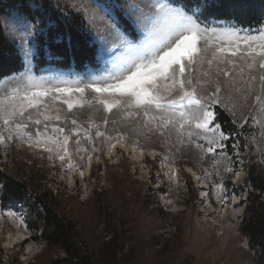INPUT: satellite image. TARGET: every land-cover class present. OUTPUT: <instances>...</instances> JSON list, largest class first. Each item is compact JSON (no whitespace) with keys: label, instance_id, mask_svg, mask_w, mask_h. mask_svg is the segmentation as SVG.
I'll list each match as a JSON object with an SVG mask.
<instances>
[{"label":"snow or ice","instance_id":"1","mask_svg":"<svg viewBox=\"0 0 264 264\" xmlns=\"http://www.w3.org/2000/svg\"><path fill=\"white\" fill-rule=\"evenodd\" d=\"M255 11L252 0H73L63 6L31 0L17 35L24 70L8 77L0 66V147L7 152L14 142L48 153L42 158L59 161L69 180L78 172L86 183L94 158L111 156L117 146L155 158L157 151L145 147L155 138L170 182L180 175L175 153L195 150L216 170L218 179L207 168L203 177L219 193L221 211L235 205L245 199L247 181L239 193L230 192L221 173L235 180L245 175V125L264 130V0L260 19L246 22ZM40 55L91 57L99 67L37 75L33 61ZM238 106L247 111L238 115ZM86 112L91 115L81 120ZM218 159L226 161L222 169ZM161 182L158 171L155 183ZM5 194L0 188V198ZM5 217L30 231L22 212H0Z\"/></svg>","mask_w":264,"mask_h":264},{"label":"rangeland","instance_id":"2","mask_svg":"<svg viewBox=\"0 0 264 264\" xmlns=\"http://www.w3.org/2000/svg\"><path fill=\"white\" fill-rule=\"evenodd\" d=\"M53 1L61 6L73 2ZM2 21L6 34L18 44L17 35L23 32L27 20L13 12L3 16ZM93 33L97 37V33ZM33 64L37 75L76 73L73 69L54 67L37 72L35 59ZM98 67L97 63L95 68L86 72ZM241 111L247 110L238 106L237 114ZM89 115L86 112L80 119L86 120ZM100 116V113L94 114L97 120ZM245 129L249 139L248 155L243 157L245 175L235 180L221 173L226 176L224 183L230 192L239 193L245 189L247 164L264 171V152L261 151L264 130L259 125L251 128L245 125ZM145 147L154 148L158 155L151 158L145 154L134 160L132 151L117 146L111 156H102L99 162L94 158L91 169L85 171L83 179L86 183L81 182L78 172L69 180L59 161L53 165L42 158L48 153L14 142L7 152L0 147V170L27 186V195L22 202L14 201L4 206L0 198V212L9 209L22 212L30 229L24 231L10 217L0 219V264H52L55 259L66 256L62 249L47 245L40 226L38 229L33 227L37 213L43 210L41 204L34 206L35 199L44 194L47 196L42 197L48 205L77 224L83 247L95 255L96 261L100 260L98 248L101 243L116 235L117 257L113 264H264L260 247L246 246L249 245L248 239L240 230L249 204V191L253 190L249 184L245 199L238 197V203L221 211L219 193L213 190L211 181L203 177V169L207 168L212 178L218 179L211 160L207 157L202 160L192 149L176 152L175 166L180 175L172 183L168 179L167 167L160 163L163 152L159 141L153 138ZM217 163L222 169L226 161L218 159ZM189 168L191 172L187 170ZM158 171L163 181L159 186L155 183ZM192 172L200 179H196ZM202 183L209 193V204L199 196L201 188L198 186ZM0 188H4L2 183ZM254 191L264 200V192ZM240 204H244L242 211H235ZM235 213L242 216L234 217ZM17 233L20 235L15 237Z\"/></svg>","mask_w":264,"mask_h":264},{"label":"trees","instance_id":"3","mask_svg":"<svg viewBox=\"0 0 264 264\" xmlns=\"http://www.w3.org/2000/svg\"><path fill=\"white\" fill-rule=\"evenodd\" d=\"M51 2L53 5L56 4L53 0ZM25 3L26 0H0V66L4 68L8 77L18 74L24 69L18 53V44L6 34L2 17L17 12L25 19L30 14L31 0H27L29 5L27 8L24 7ZM252 3L256 11L245 17V21L255 24L260 19L261 0H252ZM91 35L95 37L93 32ZM97 47H99V44H97ZM35 64L37 72L46 67H54L61 70L73 69L76 73H82L97 66V62L91 57H68L49 61L43 55L35 58ZM2 79L3 77H0V80ZM222 119L224 126L227 127L230 117L224 114ZM247 167L246 181L253 190L249 191V204L246 207L240 230L248 239L249 245L254 243L252 249L260 247V257H264V200L261 199L260 193L254 191L264 192V171H258L255 165L247 164ZM0 183L7 189L8 193L2 195L4 206L14 201L22 202L27 195V186L24 182L1 170ZM42 196L46 197L47 195ZM42 196H37L35 199L34 206L41 204L43 210L37 213V221L32 223L33 227L38 229L40 226L42 228L41 236L47 242V245L58 247L66 254L63 258L55 259L52 264H103L102 262L106 260L105 264H113L117 257L116 235H113L109 241L101 243L98 248L100 260L96 261L94 259L95 255L89 253L83 247L77 224L65 215L58 213L52 205H48L44 201Z\"/></svg>","mask_w":264,"mask_h":264},{"label":"bare ground","instance_id":"4","mask_svg":"<svg viewBox=\"0 0 264 264\" xmlns=\"http://www.w3.org/2000/svg\"><path fill=\"white\" fill-rule=\"evenodd\" d=\"M125 151H132V149L131 148H128V149H124ZM145 154H147L148 156H150L148 153H147V151H145ZM144 154V155H145ZM144 157V156H143ZM143 157H141V158H143ZM151 158H153L152 156H150ZM138 158H140V156H139V153L138 152H133L132 151V159H138ZM242 178V177H241ZM240 178V179H241ZM203 182V181H202ZM198 187H200L201 189H200V193H199V196L201 197V199H204V201L206 200L207 202H208V204H209V201H208V196H206V195H204V192L206 191V188H204L205 187V185H204V183H202L201 185H199ZM239 202V198H237V200H236V202L235 203H238ZM239 216V218L242 216L241 215V213L239 214V213H235V215H234V217H238ZM18 235H20L19 233H17V234H15V237L16 236H18Z\"/></svg>","mask_w":264,"mask_h":264}]
</instances>
